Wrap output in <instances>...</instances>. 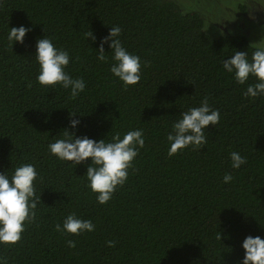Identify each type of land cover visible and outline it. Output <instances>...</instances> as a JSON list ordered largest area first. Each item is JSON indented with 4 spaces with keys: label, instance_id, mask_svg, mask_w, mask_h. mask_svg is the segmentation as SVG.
<instances>
[{
    "label": "trees",
    "instance_id": "obj_1",
    "mask_svg": "<svg viewBox=\"0 0 264 264\" xmlns=\"http://www.w3.org/2000/svg\"><path fill=\"white\" fill-rule=\"evenodd\" d=\"M183 1L0 0V172L34 164L42 201L21 240L0 244L7 264H238L243 239L264 238V97H246L255 78L240 85L222 66L235 49L251 57L254 46L240 24L219 27ZM233 6L247 9L241 1ZM21 25L31 30L12 47L7 35ZM114 25L142 60L134 86L110 72L107 44V60H97L95 49ZM88 31L95 42L86 40ZM45 35L69 51L66 71L86 82L79 96L37 82L33 55ZM204 99L220 112L219 123L206 128L208 142L169 156L173 122ZM69 112L80 121L77 135L96 140L143 129L144 147L106 204L88 187L86 164L48 151L51 137L69 128ZM232 152L247 158L238 170ZM227 173L233 179L225 184ZM70 213L95 230L56 231Z\"/></svg>",
    "mask_w": 264,
    "mask_h": 264
},
{
    "label": "clouds",
    "instance_id": "obj_2",
    "mask_svg": "<svg viewBox=\"0 0 264 264\" xmlns=\"http://www.w3.org/2000/svg\"><path fill=\"white\" fill-rule=\"evenodd\" d=\"M31 29L21 25L12 27L7 35L12 44L23 43L26 34ZM122 28L119 25L111 26L109 34L100 40L97 60L105 62L107 53L111 52L112 64L110 72L121 81L125 87L134 86L142 78V60L139 55L130 53L121 42ZM86 40L95 42L96 37L91 32L85 33ZM262 37L259 42L252 43L254 51L249 57L248 51L236 50L231 56L223 60V69L232 74L234 80L246 84L254 77L256 82L249 83L244 95L255 100L264 97V42ZM110 51L105 52L104 45ZM35 62L39 66L36 76L37 82L42 87H60L70 90L73 98L85 91L86 82L83 78H73L66 71L71 62L68 50L56 46L53 40L46 35L36 41L34 53ZM76 113L69 112V128L63 129L56 136L51 137L53 142L48 144V151L57 159L75 166L86 164L84 176L88 187L96 193L99 204H106L112 199L118 186H123L129 175L132 163L144 147L145 139L143 129L129 130L121 136L119 132L111 135L110 139H93L87 135L79 136L78 125L80 121L73 119ZM220 121V112L213 109L207 99L200 102L199 106L189 107L181 111L178 119L172 124V129L167 135L169 143L168 155L172 156L187 147L199 148L208 142L206 128L216 126ZM71 129V130H69ZM109 134V133H108ZM107 134V137H108ZM90 158V163H88ZM231 167L238 170L247 163V158L239 152L230 154ZM39 173L32 163H23L0 172V244L14 245L22 238L26 223L34 222L36 209L41 203L40 196L36 193L35 183ZM233 179L231 173L223 177L225 184ZM56 231L80 235L93 232L95 225L91 220L81 219L75 213L68 214L62 224H56ZM219 233V232H218ZM221 240V234L219 233ZM68 246L74 248L75 242L68 241ZM109 246H114L113 241H108ZM243 258L238 264H264V238L261 236H246L242 243ZM0 264H7L0 258Z\"/></svg>",
    "mask_w": 264,
    "mask_h": 264
},
{
    "label": "rangeland",
    "instance_id": "obj_3",
    "mask_svg": "<svg viewBox=\"0 0 264 264\" xmlns=\"http://www.w3.org/2000/svg\"><path fill=\"white\" fill-rule=\"evenodd\" d=\"M238 1L247 4V9L237 10L233 5ZM182 3L186 9H196L194 5L200 7L219 27L240 24L251 44L264 37V0H184Z\"/></svg>",
    "mask_w": 264,
    "mask_h": 264
}]
</instances>
